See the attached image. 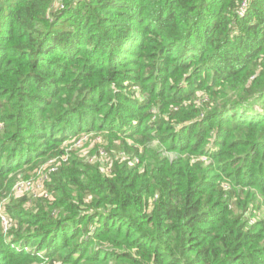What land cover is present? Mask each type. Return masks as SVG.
Instances as JSON below:
<instances>
[{
  "label": "trees",
  "instance_id": "1",
  "mask_svg": "<svg viewBox=\"0 0 264 264\" xmlns=\"http://www.w3.org/2000/svg\"><path fill=\"white\" fill-rule=\"evenodd\" d=\"M0 123V203L103 135L3 205L0 264H264V0H0Z\"/></svg>",
  "mask_w": 264,
  "mask_h": 264
},
{
  "label": "built area",
  "instance_id": "2",
  "mask_svg": "<svg viewBox=\"0 0 264 264\" xmlns=\"http://www.w3.org/2000/svg\"><path fill=\"white\" fill-rule=\"evenodd\" d=\"M83 135H79L75 138H73L71 140V142L67 143V151L69 150H73V149H77V148H82L84 142L87 139L86 137H82ZM106 151L103 150L102 148H99L98 154L91 157L89 160H93L95 158H103L106 156ZM68 157V153H65L64 155H61L60 157H58V159L56 158H52V159H48L46 160L45 163H43L41 165V167L38 169V171L36 172V176L34 177V179H20L17 182H15V189H24L25 191L22 193H31L33 195H36L38 192H42V185H44L48 180H49V175L50 173H53L56 169H57V165H58V160H63L65 161L66 158ZM21 180H25V181H21ZM20 181V182H19ZM34 182V186L31 185V182ZM40 185L41 189L37 190L36 189V185ZM2 221H5V217L2 215Z\"/></svg>",
  "mask_w": 264,
  "mask_h": 264
},
{
  "label": "rangeland",
  "instance_id": "3",
  "mask_svg": "<svg viewBox=\"0 0 264 264\" xmlns=\"http://www.w3.org/2000/svg\"><path fill=\"white\" fill-rule=\"evenodd\" d=\"M205 97L207 98L206 94H205ZM1 126H2V124L0 123V128H1ZM81 134H83L82 137H86L87 136L86 142H89L88 147L92 146V142L93 141H96L97 143H101L102 139H103V135L101 133H98V134L81 133ZM81 134H79V135H81ZM79 135H77V136H79ZM71 152H72L71 150L67 151V146H66L65 153H68V156H69ZM32 179H34V178H32ZM21 181H25V180H21ZM30 182H31V185L34 186V182L33 181H30ZM15 184L16 183H14L13 186L10 188V190L7 193L6 197L2 199V202L0 203V207H1L0 208V212L2 211L3 205L5 203H7L9 200H11V199L18 200V199H21L22 197H24V195L30 194V193H22V192L25 191L24 189H21V188L20 189H15V187H14ZM36 189L40 190L41 186L37 184L36 185ZM4 220L5 221H2V227H3V232H6L8 230V226L10 225V222H9L8 219H4ZM58 260H60V259H58ZM38 264H48V263L44 261V262H40ZM55 264H69V263H67V262H63L62 263L61 261H56Z\"/></svg>",
  "mask_w": 264,
  "mask_h": 264
}]
</instances>
